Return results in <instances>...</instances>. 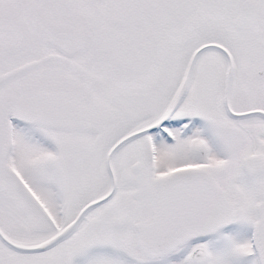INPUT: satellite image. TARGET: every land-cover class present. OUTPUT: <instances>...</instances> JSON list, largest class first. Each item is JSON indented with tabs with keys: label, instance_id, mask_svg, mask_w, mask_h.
Listing matches in <instances>:
<instances>
[{
	"label": "snow or ice",
	"instance_id": "6c2138e0",
	"mask_svg": "<svg viewBox=\"0 0 264 264\" xmlns=\"http://www.w3.org/2000/svg\"><path fill=\"white\" fill-rule=\"evenodd\" d=\"M0 264H264V0H0Z\"/></svg>",
	"mask_w": 264,
	"mask_h": 264
}]
</instances>
